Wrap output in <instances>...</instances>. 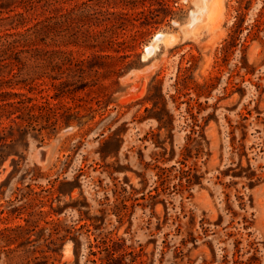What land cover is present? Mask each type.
Returning <instances> with one entry per match:
<instances>
[{
	"label": "rangeland",
	"instance_id": "obj_1",
	"mask_svg": "<svg viewBox=\"0 0 264 264\" xmlns=\"http://www.w3.org/2000/svg\"><path fill=\"white\" fill-rule=\"evenodd\" d=\"M203 1L65 0L85 41H0V264H264V0ZM56 2L0 0V34Z\"/></svg>",
	"mask_w": 264,
	"mask_h": 264
},
{
	"label": "trees",
	"instance_id": "obj_2",
	"mask_svg": "<svg viewBox=\"0 0 264 264\" xmlns=\"http://www.w3.org/2000/svg\"><path fill=\"white\" fill-rule=\"evenodd\" d=\"M29 1L30 0H23V4L25 5V7H28L27 2ZM56 1L57 4L55 5V8L49 9L44 17L41 19L39 18L32 25V27L29 26L25 30L19 31H6L3 34H0V38H2L0 39V41L2 43H17L32 40L35 41L36 39L35 37H32L33 35H37V37H39L40 39L50 37L56 43H80L82 41H85L84 39H82V37L73 38V36H70L69 34V28L66 26V22L69 19V12L72 7L69 8L68 6L64 5L63 1L65 0ZM1 7L2 9H10L9 5H2ZM16 14H19V16H21L23 15V11H18L13 15L10 14L4 17L13 18ZM116 14L118 17L121 15L120 12H116ZM90 19L93 20L91 16ZM97 19L99 18L97 17ZM118 22L119 21H115L114 23H112L113 26H117ZM148 23L149 22H146V24ZM87 35L90 41L99 39V30H91L87 33Z\"/></svg>",
	"mask_w": 264,
	"mask_h": 264
},
{
	"label": "bare ground",
	"instance_id": "obj_3",
	"mask_svg": "<svg viewBox=\"0 0 264 264\" xmlns=\"http://www.w3.org/2000/svg\"><path fill=\"white\" fill-rule=\"evenodd\" d=\"M203 2L204 3L201 6H199L198 11H196L197 10V8H196L195 12L193 13L194 21H198V20L202 19V20H207V23H210L211 21H213L216 18V13L219 10H221L223 3H222V0H204ZM195 23L196 22H194L192 25L194 26ZM172 36L173 35H171L169 38H171ZM169 38L166 35V33H163V32H159L155 37V39H157L156 41H159V39H165L166 40ZM173 38L174 37H172V39ZM156 44L157 43L154 42L153 47H155Z\"/></svg>",
	"mask_w": 264,
	"mask_h": 264
},
{
	"label": "water",
	"instance_id": "obj_4",
	"mask_svg": "<svg viewBox=\"0 0 264 264\" xmlns=\"http://www.w3.org/2000/svg\"><path fill=\"white\" fill-rule=\"evenodd\" d=\"M46 152H47V149H42V150L40 151L41 156L44 157L45 154H46Z\"/></svg>",
	"mask_w": 264,
	"mask_h": 264
}]
</instances>
